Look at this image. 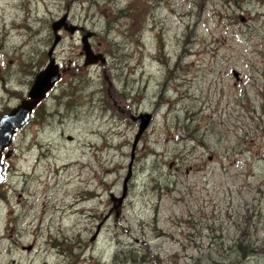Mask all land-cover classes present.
<instances>
[{"label":"rangeland","instance_id":"obj_1","mask_svg":"<svg viewBox=\"0 0 264 264\" xmlns=\"http://www.w3.org/2000/svg\"><path fill=\"white\" fill-rule=\"evenodd\" d=\"M65 14L61 80L4 152L0 264H264V0H0V118Z\"/></svg>","mask_w":264,"mask_h":264},{"label":"water","instance_id":"obj_2","mask_svg":"<svg viewBox=\"0 0 264 264\" xmlns=\"http://www.w3.org/2000/svg\"><path fill=\"white\" fill-rule=\"evenodd\" d=\"M68 14H65L60 20L55 21L52 24V30L55 36L53 46L48 52L49 62L46 65L44 70H41L35 77L33 85L31 86L28 96L26 99H23L21 103L13 108L9 113H5L0 119V185L4 182V164L1 162L3 153L7 150L13 143V140L16 136V133L20 129L30 122L34 111L37 107L46 100L49 93L54 89V87L61 80L62 72L60 66L56 63L55 58L53 57L55 48L61 41L60 30L65 27L71 33H74L77 30V26L70 25L68 28L67 24ZM92 37V33H87L83 39V51L86 57V64L92 65L97 64L101 61L103 64L106 62V58L102 54H95L92 51L89 38ZM140 125L137 135L135 136L131 162L129 165V171L127 177L125 178L123 185V193L121 197H116L114 194H111V201L113 203L112 211H116L117 217L120 215L121 207L123 206L124 201L128 196V184L132 178V165L135 158V152L141 140V137L149 128L152 122L151 114L140 115L139 118ZM137 118L135 120H138ZM10 154H6V158H9ZM100 228V227H99ZM99 230V229H98Z\"/></svg>","mask_w":264,"mask_h":264},{"label":"bare ground","instance_id":"obj_3","mask_svg":"<svg viewBox=\"0 0 264 264\" xmlns=\"http://www.w3.org/2000/svg\"><path fill=\"white\" fill-rule=\"evenodd\" d=\"M6 151V150H5ZM4 151V152H5ZM6 158V155L3 153V157H2V160H1V162L4 160ZM6 159H8V158H6ZM3 163V162H2ZM4 164V163H3Z\"/></svg>","mask_w":264,"mask_h":264},{"label":"trees","instance_id":"obj_4","mask_svg":"<svg viewBox=\"0 0 264 264\" xmlns=\"http://www.w3.org/2000/svg\"><path fill=\"white\" fill-rule=\"evenodd\" d=\"M41 105H42V104H41ZM41 105H40V106H41ZM40 106H39V107H40ZM39 107H38V108H39ZM35 113H36V111L34 112V114H35ZM133 262H135V263H136V261H135V260H134ZM145 262H146V261L144 260V264H146Z\"/></svg>","mask_w":264,"mask_h":264}]
</instances>
